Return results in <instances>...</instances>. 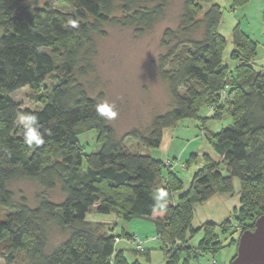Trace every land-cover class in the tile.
Here are the masks:
<instances>
[{
  "label": "trees",
  "instance_id": "16d2710c",
  "mask_svg": "<svg viewBox=\"0 0 264 264\" xmlns=\"http://www.w3.org/2000/svg\"><path fill=\"white\" fill-rule=\"evenodd\" d=\"M170 1L0 0V260L4 264H129L115 244L134 236L124 232L113 236L107 223L87 222L86 215L94 208L122 222L149 219L159 210L154 200L159 189L168 192L166 215L154 222L165 264H180L182 251L207 256L219 250L213 224L202 227L204 237L193 250L187 232L195 206L218 194H231L233 179L240 182L235 221L243 228L241 234L253 230L255 220L264 214V71L253 68L256 43L239 25L232 30L230 59L235 65H224L219 5L212 0H183L177 28L162 33L165 53L158 60V74L168 86L173 106L155 116L146 132L134 129L124 136L143 147L158 148L165 130L180 120L197 119L206 107L209 114L201 119V128L219 161L208 154L190 155L187 168L197 160L202 165L187 190L182 191L172 166L126 149L124 139H117L113 128L97 115L99 101L89 97L81 82L91 71L94 39L104 34L106 25L150 31ZM248 2L232 0L231 8ZM54 3L68 6L70 12L62 13ZM70 20H76L78 27H72ZM47 77L56 80L50 90L43 87ZM24 87L36 93L40 109L21 110L11 98ZM42 87L44 92L39 93ZM223 92L226 99L221 100ZM224 111L232 124L218 133L209 131L206 122L221 119ZM21 113L37 116L42 144L24 142L16 123ZM91 131H96L100 149L85 154L77 138ZM222 165L226 177L219 171ZM24 179L36 181L43 191L58 187L63 200L54 203L42 194L33 208L24 200L16 202L8 186ZM50 225L67 235L47 253ZM149 254L144 257L149 259ZM188 259L183 264H192Z\"/></svg>",
  "mask_w": 264,
  "mask_h": 264
},
{
  "label": "rangeland",
  "instance_id": "374dc122",
  "mask_svg": "<svg viewBox=\"0 0 264 264\" xmlns=\"http://www.w3.org/2000/svg\"><path fill=\"white\" fill-rule=\"evenodd\" d=\"M183 0H171L160 19L154 27L147 32L138 33L133 27L120 25H106L104 34L94 39V52L91 56V71L81 80L89 97L101 102L107 100L115 104L118 116L115 120L105 121L113 128L117 139H124V146L131 153L147 155L154 159L169 161L171 170L182 181V191L188 189L194 173L201 167L202 163L186 166L191 154H208L213 160L219 161L212 146L206 139L201 128V119L205 118L209 111L202 107L197 119L180 120L175 128L164 131L162 142L158 148H146L135 141L125 139L124 136L131 130L146 132L150 127L152 119L170 110L173 106L168 86L158 74V60L165 53L160 45L163 31L166 28L176 29L182 12ZM211 4L219 5L222 12L218 27V34L224 39V50L222 59L224 65L233 68L235 63L230 59L233 51L232 30L239 25L244 33L256 43L253 56V68L258 72L264 71V0H249L248 3L232 7V0H212ZM54 8L62 13L70 12L66 5L54 3ZM208 8L209 5H204ZM56 83L55 77H47L43 87L48 90ZM43 87L39 93H43ZM183 93L184 90L180 89ZM36 93L28 87H24L14 93L11 98L20 106L21 110L40 109L41 104L35 99ZM232 124V118L227 111L223 112L221 119H210L206 122V128L215 133L226 129ZM78 142L85 154L97 152L100 145L97 142L96 131H91L78 136ZM85 169V161L82 164ZM222 176L228 175L226 168H220ZM9 190L16 202L24 200L33 208L37 198L44 194L47 199L54 203L63 200L58 187L51 191H43L36 181L28 179L9 184ZM240 182L233 179L232 193H221L216 195L207 203L197 205L194 208L191 228L187 232L188 247L192 250L197 248L204 237L206 224H213V231L217 241L221 244L219 250L207 256H197V253L182 251L179 255L180 264L189 257L192 264H231L236 256L239 234L243 231L242 226L235 221V215L240 207L239 202ZM178 195H174V201ZM170 203V202H169ZM87 222L107 223L110 234L121 236L123 222L116 219L113 214L102 215L95 209L86 215ZM116 222V225H114ZM228 222L230 225L226 230L222 225ZM139 221L130 224V230L138 235L136 238L142 242V250H138L134 240L122 239L116 243L117 250H123L124 258L129 264H165L163 253L158 250L161 242L157 238L153 240V234H148L145 229L138 227ZM237 224V225H236ZM239 233V234H238ZM67 234L60 232L54 225H50L48 244L46 252L49 253L55 246L60 244ZM142 251H149V259L144 257ZM0 264H4L0 260ZM113 264V262H109Z\"/></svg>",
  "mask_w": 264,
  "mask_h": 264
},
{
  "label": "clouds",
  "instance_id": "9594fccd",
  "mask_svg": "<svg viewBox=\"0 0 264 264\" xmlns=\"http://www.w3.org/2000/svg\"><path fill=\"white\" fill-rule=\"evenodd\" d=\"M69 24L72 27H78V22L76 20H70ZM95 111L98 116L107 119L115 120L118 116L115 104L110 103L107 100H102L95 105ZM17 126L21 129V134L23 136L24 142L29 145H40L44 142L43 134L40 131L38 118L32 113H21L17 118ZM154 200L158 209L163 212L166 210L168 201V192L165 189H159Z\"/></svg>",
  "mask_w": 264,
  "mask_h": 264
},
{
  "label": "water",
  "instance_id": "95a60500",
  "mask_svg": "<svg viewBox=\"0 0 264 264\" xmlns=\"http://www.w3.org/2000/svg\"><path fill=\"white\" fill-rule=\"evenodd\" d=\"M231 264H264V214L255 220L253 230L239 236Z\"/></svg>",
  "mask_w": 264,
  "mask_h": 264
},
{
  "label": "crops",
  "instance_id": "0c3cea01",
  "mask_svg": "<svg viewBox=\"0 0 264 264\" xmlns=\"http://www.w3.org/2000/svg\"><path fill=\"white\" fill-rule=\"evenodd\" d=\"M240 29H241V27H240ZM165 215H166V212L165 211L161 212L159 210H155L151 214V216L149 217V219H136V220H133V221H130V222H123V230H122V232H124L125 234H132L133 236H137L138 237V235L132 233L133 231H131L129 227H130V224L132 222L139 221V224H138L139 226L138 227L145 229L148 234H153L154 235L153 236V240H156L157 239L156 238L157 237V230H156V225H155L154 222L157 221V220H159V221L163 220L164 217H165ZM116 219L119 220L117 217H116ZM119 221H121V220H119ZM114 225H116V222H114ZM118 243H120V242H118Z\"/></svg>",
  "mask_w": 264,
  "mask_h": 264
},
{
  "label": "built area",
  "instance_id": "2783aa9c",
  "mask_svg": "<svg viewBox=\"0 0 264 264\" xmlns=\"http://www.w3.org/2000/svg\"><path fill=\"white\" fill-rule=\"evenodd\" d=\"M221 100H223V99H226V94H225V92H223V93H221ZM210 110L211 111H213L214 110V108H210ZM170 163H169V161L166 163V166H171V165H169ZM134 242H135V244H136V247H137V249L138 250H142V242H141V240H139L138 238H136V236H134ZM116 241H118V239H116ZM212 263L213 264H216V262L215 261H212Z\"/></svg>",
  "mask_w": 264,
  "mask_h": 264
}]
</instances>
